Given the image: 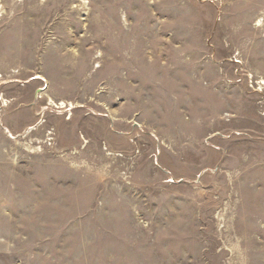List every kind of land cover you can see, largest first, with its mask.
Instances as JSON below:
<instances>
[{
  "label": "rangeland",
  "instance_id": "1",
  "mask_svg": "<svg viewBox=\"0 0 264 264\" xmlns=\"http://www.w3.org/2000/svg\"><path fill=\"white\" fill-rule=\"evenodd\" d=\"M0 264H264V0H0Z\"/></svg>",
  "mask_w": 264,
  "mask_h": 264
}]
</instances>
